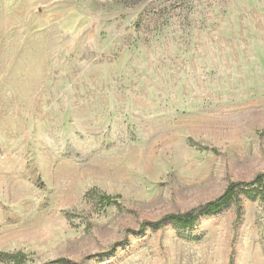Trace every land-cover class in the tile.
<instances>
[{"label": "rangeland", "instance_id": "obj_1", "mask_svg": "<svg viewBox=\"0 0 264 264\" xmlns=\"http://www.w3.org/2000/svg\"><path fill=\"white\" fill-rule=\"evenodd\" d=\"M0 264H264V0H0Z\"/></svg>", "mask_w": 264, "mask_h": 264}, {"label": "trees", "instance_id": "obj_2", "mask_svg": "<svg viewBox=\"0 0 264 264\" xmlns=\"http://www.w3.org/2000/svg\"><path fill=\"white\" fill-rule=\"evenodd\" d=\"M262 179V176L257 177L253 183L249 184H254L260 182ZM233 185L229 186L225 193L217 200L209 202L205 204L203 207L199 208L198 213H213L215 212L220 205L225 204L231 199V195L233 194ZM196 211H190L184 214H172V215H167L164 217L163 220H170L174 223H179V224H185L189 225L191 224L197 217Z\"/></svg>", "mask_w": 264, "mask_h": 264}]
</instances>
